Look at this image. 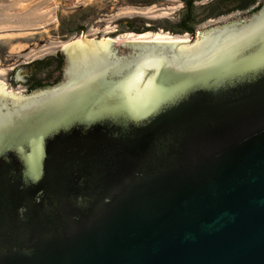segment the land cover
Segmentation results:
<instances>
[{
    "label": "water",
    "instance_id": "1",
    "mask_svg": "<svg viewBox=\"0 0 264 264\" xmlns=\"http://www.w3.org/2000/svg\"><path fill=\"white\" fill-rule=\"evenodd\" d=\"M194 6L188 40L0 90V264H264V3Z\"/></svg>",
    "mask_w": 264,
    "mask_h": 264
},
{
    "label": "rangeland",
    "instance_id": "2",
    "mask_svg": "<svg viewBox=\"0 0 264 264\" xmlns=\"http://www.w3.org/2000/svg\"><path fill=\"white\" fill-rule=\"evenodd\" d=\"M209 2L195 0L196 6ZM183 13L182 0H0V34L13 33L25 45L12 51V43L0 42V83L7 90L23 91L11 78L14 69L63 53V44L83 31L72 32L71 28L82 25L88 39L127 40L130 33L191 38L172 31ZM130 26L140 31L130 30Z\"/></svg>",
    "mask_w": 264,
    "mask_h": 264
},
{
    "label": "flooded vegetation",
    "instance_id": "3",
    "mask_svg": "<svg viewBox=\"0 0 264 264\" xmlns=\"http://www.w3.org/2000/svg\"><path fill=\"white\" fill-rule=\"evenodd\" d=\"M185 5H188L189 0H182ZM193 0L192 3H194ZM264 0H210L209 5L216 7L215 11L208 14V17L230 14L235 11L249 15L252 11L262 6ZM206 18V17H204ZM203 18V19H204ZM63 56H48L42 59H36L25 64L26 73L20 74V69L15 72L19 75H11L14 82L23 83L27 87V91L36 90L39 88L50 86L56 83L62 76Z\"/></svg>",
    "mask_w": 264,
    "mask_h": 264
},
{
    "label": "bare ground",
    "instance_id": "4",
    "mask_svg": "<svg viewBox=\"0 0 264 264\" xmlns=\"http://www.w3.org/2000/svg\"><path fill=\"white\" fill-rule=\"evenodd\" d=\"M2 37H8L12 39L14 38L13 33H6V34H0V38ZM86 39L82 40L81 36L77 37L74 41L68 42L63 44L64 47L68 46L71 43L77 42V46L74 49H79L80 52H82L83 55H87L89 52L95 53L103 44L108 43L109 38H102L99 39L97 44H94L92 40L95 41V39ZM115 39V38H113ZM189 38L186 37H179V36H173L171 34L166 33H155L153 36H147V34H138L133 35L130 33L129 38L127 40H158V41H182V40H188ZM11 50L12 51H19L22 48L25 47L24 43H22L19 40L11 41ZM0 90H7L2 83H0Z\"/></svg>",
    "mask_w": 264,
    "mask_h": 264
},
{
    "label": "trees",
    "instance_id": "5",
    "mask_svg": "<svg viewBox=\"0 0 264 264\" xmlns=\"http://www.w3.org/2000/svg\"><path fill=\"white\" fill-rule=\"evenodd\" d=\"M193 0H189L188 5H185L184 13L180 16L179 20L175 22V26L177 28L172 29L173 32H189L191 34H194L196 32V25L201 20L195 16V6L194 3H192ZM261 6L256 7L252 12L258 10ZM85 26L75 27L71 28V31L74 32H80V30H85ZM130 30L134 31H140V29L135 28L134 26H130ZM63 62V61H62Z\"/></svg>",
    "mask_w": 264,
    "mask_h": 264
}]
</instances>
